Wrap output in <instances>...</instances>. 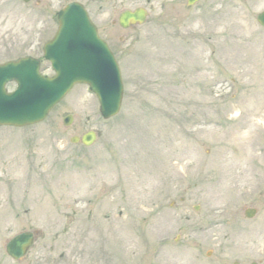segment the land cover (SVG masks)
Segmentation results:
<instances>
[{"label": "rangeland", "instance_id": "rangeland-1", "mask_svg": "<svg viewBox=\"0 0 264 264\" xmlns=\"http://www.w3.org/2000/svg\"><path fill=\"white\" fill-rule=\"evenodd\" d=\"M37 1L0 0V64L43 58L71 0ZM137 7L146 22L122 28ZM87 8L117 53L121 109L104 119L78 84L44 121L0 127V264H264V0ZM89 131L92 146L71 142ZM23 231L37 242L16 261Z\"/></svg>", "mask_w": 264, "mask_h": 264}, {"label": "water", "instance_id": "water-1", "mask_svg": "<svg viewBox=\"0 0 264 264\" xmlns=\"http://www.w3.org/2000/svg\"><path fill=\"white\" fill-rule=\"evenodd\" d=\"M28 1V0H25ZM198 0H188L193 4ZM146 12L137 9L119 16L122 27L141 24ZM59 30L44 47V57L51 62L55 76L40 73V61L24 57L0 64V126L23 127L43 121L50 110L59 103L76 84H87L100 102V112L105 119L116 115L123 98V81L120 68L108 45L99 38L97 28L90 21L83 5L73 3L58 14ZM258 21L264 26V11ZM16 82L17 89L8 93L6 85ZM72 116L65 118L70 125ZM80 139L75 137L72 142ZM96 134L89 132L81 139L89 146ZM254 210L247 212L253 216ZM34 243V234L23 232L7 244V253L15 260L27 255Z\"/></svg>", "mask_w": 264, "mask_h": 264}, {"label": "flooded vegetation", "instance_id": "flooded-vegetation-1", "mask_svg": "<svg viewBox=\"0 0 264 264\" xmlns=\"http://www.w3.org/2000/svg\"><path fill=\"white\" fill-rule=\"evenodd\" d=\"M149 1H150V0H149ZM70 2H79V3L83 4V5L87 8V5H89V4H94L95 0H71ZM70 2H69V3H70ZM37 3L40 4V1L38 0ZM87 9H88V8H87ZM134 9H136V8H134ZM134 9H133V10H134ZM126 10H127V9H126ZM126 10L121 11L120 14H119V16H120L124 11H126ZM147 10H148V16H149V15H150L149 9L147 8ZM88 11H89V10H88ZM89 13H90V12H89ZM104 39H105V38H104ZM105 40H106V41L108 42V44L110 45V42H109L107 39H105ZM120 40L122 41L123 38L121 37ZM110 48H111L112 52L114 53L116 59L118 60L116 51L113 49V47H111V45H110ZM41 61H42V60H41ZM43 63H44V61H42V65H43Z\"/></svg>", "mask_w": 264, "mask_h": 264}, {"label": "bare ground", "instance_id": "bare-ground-1", "mask_svg": "<svg viewBox=\"0 0 264 264\" xmlns=\"http://www.w3.org/2000/svg\"><path fill=\"white\" fill-rule=\"evenodd\" d=\"M238 142H239V143H242V142H244V141H240V140H238Z\"/></svg>", "mask_w": 264, "mask_h": 264}]
</instances>
